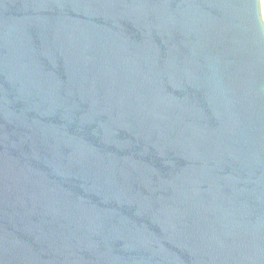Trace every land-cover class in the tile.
Listing matches in <instances>:
<instances>
[{
	"label": "water",
	"instance_id": "1",
	"mask_svg": "<svg viewBox=\"0 0 264 264\" xmlns=\"http://www.w3.org/2000/svg\"><path fill=\"white\" fill-rule=\"evenodd\" d=\"M261 0H0V264H264Z\"/></svg>",
	"mask_w": 264,
	"mask_h": 264
},
{
	"label": "rangeland",
	"instance_id": "2",
	"mask_svg": "<svg viewBox=\"0 0 264 264\" xmlns=\"http://www.w3.org/2000/svg\"><path fill=\"white\" fill-rule=\"evenodd\" d=\"M264 0H261V9H262V18H263V20H264V2H263Z\"/></svg>",
	"mask_w": 264,
	"mask_h": 264
},
{
	"label": "bare ground",
	"instance_id": "3",
	"mask_svg": "<svg viewBox=\"0 0 264 264\" xmlns=\"http://www.w3.org/2000/svg\"><path fill=\"white\" fill-rule=\"evenodd\" d=\"M264 2V1H263Z\"/></svg>",
	"mask_w": 264,
	"mask_h": 264
}]
</instances>
